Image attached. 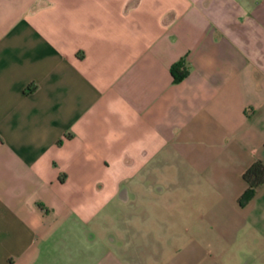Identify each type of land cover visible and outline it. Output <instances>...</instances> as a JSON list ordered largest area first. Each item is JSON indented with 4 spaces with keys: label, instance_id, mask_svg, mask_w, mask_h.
Listing matches in <instances>:
<instances>
[{
    "label": "crops",
    "instance_id": "crops-1",
    "mask_svg": "<svg viewBox=\"0 0 264 264\" xmlns=\"http://www.w3.org/2000/svg\"><path fill=\"white\" fill-rule=\"evenodd\" d=\"M255 160L264 0H0V264H264Z\"/></svg>",
    "mask_w": 264,
    "mask_h": 264
},
{
    "label": "trees",
    "instance_id": "trees-1",
    "mask_svg": "<svg viewBox=\"0 0 264 264\" xmlns=\"http://www.w3.org/2000/svg\"><path fill=\"white\" fill-rule=\"evenodd\" d=\"M172 75V82H179L186 75V68L183 60L173 62L169 66ZM242 179L246 183V189L239 196L238 203L243 205L254 193L255 188L264 183V164L261 160L251 162L242 174Z\"/></svg>",
    "mask_w": 264,
    "mask_h": 264
},
{
    "label": "rangeland",
    "instance_id": "rangeland-1",
    "mask_svg": "<svg viewBox=\"0 0 264 264\" xmlns=\"http://www.w3.org/2000/svg\"><path fill=\"white\" fill-rule=\"evenodd\" d=\"M100 214L103 215V216H106V215H107V212H106V210H102V211L100 212ZM104 214H106V215H104Z\"/></svg>",
    "mask_w": 264,
    "mask_h": 264
}]
</instances>
